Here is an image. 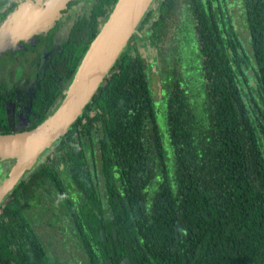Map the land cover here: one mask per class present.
I'll list each match as a JSON object with an SVG mask.
<instances>
[{"label":"trees","instance_id":"16d2710c","mask_svg":"<svg viewBox=\"0 0 264 264\" xmlns=\"http://www.w3.org/2000/svg\"><path fill=\"white\" fill-rule=\"evenodd\" d=\"M116 1L49 37L24 129L7 108L20 81L0 77V134L54 112ZM236 1L245 35L227 0H154L81 115L0 204V264H50L38 226L68 227L86 264H264V0Z\"/></svg>","mask_w":264,"mask_h":264},{"label":"water","instance_id":"95a60500","mask_svg":"<svg viewBox=\"0 0 264 264\" xmlns=\"http://www.w3.org/2000/svg\"><path fill=\"white\" fill-rule=\"evenodd\" d=\"M70 0H49L44 6L24 3L0 21V52L45 31ZM154 0H117L91 40L54 112L28 131L0 134V162L12 161L0 181V204L40 156L81 115L126 47Z\"/></svg>","mask_w":264,"mask_h":264},{"label":"flooded vegetation","instance_id":"af4514ba","mask_svg":"<svg viewBox=\"0 0 264 264\" xmlns=\"http://www.w3.org/2000/svg\"><path fill=\"white\" fill-rule=\"evenodd\" d=\"M48 1L49 0H0V7H1V12L8 10L7 14L5 15V17H7L13 10H15L18 6L24 3L44 6ZM96 3L97 0H70V2L66 4L65 7H63L59 11V14L53 20L52 25L48 27L45 31H42L41 34L34 35L32 36V38H29L25 41H20L14 44L13 46L2 51L4 52V55L3 57H0V74H2L4 71H7L6 74L8 76L14 75V77H17V73H15L16 66L27 64L30 68L28 74L22 72L21 69H18V72L21 73V78L24 77L23 81H25V86H26L28 79L27 77L31 73L32 65L35 66L41 65L44 64L46 61L47 51H48V47H46V44L50 40L49 37L53 35L52 41L59 42L61 34L63 35L64 33L66 34L68 33L69 29L74 26L73 22H75V19L78 16L79 17L92 16L93 9ZM8 66L9 69L6 70ZM1 81L3 82V79H1ZM17 81L18 80H16V82ZM26 90H28L27 86H26ZM16 92H19L21 94V98H19L15 104L7 105V108L9 110L8 114L11 117L16 115L15 106L18 105L23 98V95L20 91H15V93ZM27 104H28V109L26 110L25 113H27L29 110L28 96H27ZM16 119L17 122L13 125V128L15 130H17L16 126L21 125L19 123V118L17 115H16ZM25 125H26V118L24 121V125L22 126L21 129H24ZM3 162L0 163L2 164Z\"/></svg>","mask_w":264,"mask_h":264},{"label":"rangeland","instance_id":"374dc122","mask_svg":"<svg viewBox=\"0 0 264 264\" xmlns=\"http://www.w3.org/2000/svg\"><path fill=\"white\" fill-rule=\"evenodd\" d=\"M235 2L237 1L227 0V6H229L231 13L233 15V19L235 20L234 24L237 25L238 34L245 35L246 29L243 24L242 18L240 16V8H238V4ZM141 46H144V44H142ZM3 55L4 52H1L0 57H3ZM145 56L149 58L150 61H152L150 57L151 54H149L148 51H146ZM183 59L185 63L189 62L188 57L185 54H183ZM7 69H9V67L6 68V70ZM18 69H21L22 72L26 74H28L30 71V68L27 64H22L16 66L15 68V73H17V77H14V75L8 76L6 74L7 71H4L2 74H0V77L1 79H3V82L7 83L8 85H11L12 83L15 84L16 80L20 81V84L17 86V88L22 93L23 98L21 102L15 106L16 115L18 116L19 123L21 124L20 126H16V129L20 130L24 125L25 114H26L25 112L28 109V104H27L28 91L26 90L25 81H23L24 77L21 78V73L18 72ZM150 81L152 84L151 86H152L153 95L156 99V102H158L161 97V85H160V79L158 73H156L155 69L151 71ZM11 165L12 162L10 161H4L2 164L0 163V176H2L0 178V181L6 177V174L9 171ZM43 221L54 223V221L50 219L47 215L44 216ZM36 229H38V232L41 234L42 240L44 241L45 244V248L47 247L46 261L48 263L86 264V259L82 251L78 247V242L75 240L74 236L71 235L72 232L68 227L62 226L60 229H57V228L38 226L36 227ZM62 231H66L67 233L64 232L62 234Z\"/></svg>","mask_w":264,"mask_h":264}]
</instances>
